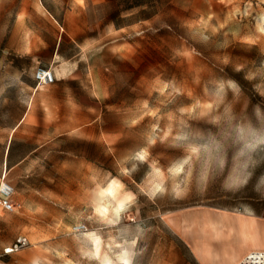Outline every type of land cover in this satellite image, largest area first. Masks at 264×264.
Instances as JSON below:
<instances>
[{
	"label": "rangeland",
	"instance_id": "obj_1",
	"mask_svg": "<svg viewBox=\"0 0 264 264\" xmlns=\"http://www.w3.org/2000/svg\"><path fill=\"white\" fill-rule=\"evenodd\" d=\"M2 86L34 94L0 264H200L223 214L264 239V0H0Z\"/></svg>",
	"mask_w": 264,
	"mask_h": 264
},
{
	"label": "crops",
	"instance_id": "obj_2",
	"mask_svg": "<svg viewBox=\"0 0 264 264\" xmlns=\"http://www.w3.org/2000/svg\"><path fill=\"white\" fill-rule=\"evenodd\" d=\"M9 92H10V89L7 88V86H2V88L0 89V111L2 110L3 107L10 105V106L15 107L16 110L19 108V114L17 115V117L13 118L10 122L0 121V177L2 178L4 177L6 171H8L11 168H16L17 166L22 164V162L27 158L28 154L25 153L23 155L18 156L15 160L12 161L11 143H12V138H13L14 133L23 123L25 116L27 115V112L29 111V108L31 107L32 97L34 94L32 93L30 95L28 93L27 95L28 100L14 101L13 97L9 95ZM212 214L214 213H210V212L205 213V215H207L208 218H212L213 216ZM193 227H199V224L197 223ZM199 230L201 231L202 236L215 242V243H212V242L206 241V243H203L201 241L197 247L193 248L194 256L200 264H225L228 258L226 253L232 254L230 257V261L228 262L229 264H234L235 262H238L236 261L237 254L234 252H231L229 249L230 247L228 246V244L225 243V241L229 240L230 243L239 242V244L241 245L237 235H232L231 238L230 237L226 238L228 235L221 236L219 238H214L212 237L211 234H209V232H206V230H203V228L199 227ZM240 239L242 240L243 237L241 236ZM10 244H8V246ZM230 246L234 247L232 243L230 244ZM217 256H219L220 258H217Z\"/></svg>",
	"mask_w": 264,
	"mask_h": 264
},
{
	"label": "bare ground",
	"instance_id": "obj_3",
	"mask_svg": "<svg viewBox=\"0 0 264 264\" xmlns=\"http://www.w3.org/2000/svg\"><path fill=\"white\" fill-rule=\"evenodd\" d=\"M113 186L114 181L109 182L106 187L101 188V195L110 193ZM207 225L214 238L240 231L245 244L248 246L247 252L244 255V262L249 264H264V243H262L264 239L260 236L259 229L253 226V221L249 222L244 217H238L235 221L223 214L215 220L207 221ZM124 261H126V258Z\"/></svg>",
	"mask_w": 264,
	"mask_h": 264
},
{
	"label": "built area",
	"instance_id": "obj_4",
	"mask_svg": "<svg viewBox=\"0 0 264 264\" xmlns=\"http://www.w3.org/2000/svg\"><path fill=\"white\" fill-rule=\"evenodd\" d=\"M34 80L36 84H49L53 82L52 72L43 67H38L34 71ZM13 193V187L7 182H0V205L6 211H13L15 205L11 200V195ZM28 243L26 237L19 236L15 239L13 243L3 249L4 253H12L19 250L21 247Z\"/></svg>",
	"mask_w": 264,
	"mask_h": 264
}]
</instances>
